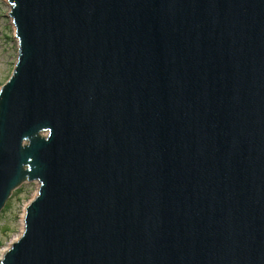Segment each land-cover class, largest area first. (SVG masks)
<instances>
[{
	"label": "water",
	"instance_id": "1",
	"mask_svg": "<svg viewBox=\"0 0 264 264\" xmlns=\"http://www.w3.org/2000/svg\"><path fill=\"white\" fill-rule=\"evenodd\" d=\"M0 264H264V0H7Z\"/></svg>",
	"mask_w": 264,
	"mask_h": 264
},
{
	"label": "rangeland",
	"instance_id": "2",
	"mask_svg": "<svg viewBox=\"0 0 264 264\" xmlns=\"http://www.w3.org/2000/svg\"><path fill=\"white\" fill-rule=\"evenodd\" d=\"M7 3L0 0V89L11 78L18 60V41ZM39 183H26L16 190L0 213V258L25 231L27 206L36 198Z\"/></svg>",
	"mask_w": 264,
	"mask_h": 264
},
{
	"label": "built area",
	"instance_id": "3",
	"mask_svg": "<svg viewBox=\"0 0 264 264\" xmlns=\"http://www.w3.org/2000/svg\"><path fill=\"white\" fill-rule=\"evenodd\" d=\"M5 3H7L8 5V1L7 0H3ZM8 8H9V13H10V6L8 5Z\"/></svg>",
	"mask_w": 264,
	"mask_h": 264
},
{
	"label": "bare ground",
	"instance_id": "4",
	"mask_svg": "<svg viewBox=\"0 0 264 264\" xmlns=\"http://www.w3.org/2000/svg\"><path fill=\"white\" fill-rule=\"evenodd\" d=\"M14 71H15V69H14ZM14 71H13V73H14ZM12 76H13V74H12ZM9 80H10V79H9ZM9 80H8V81H9ZM8 81H7V82H8ZM3 86H4V85H3ZM1 89H2V88H1Z\"/></svg>",
	"mask_w": 264,
	"mask_h": 264
}]
</instances>
